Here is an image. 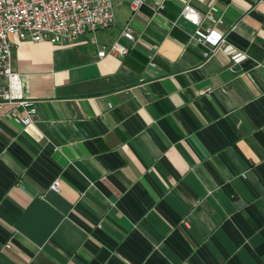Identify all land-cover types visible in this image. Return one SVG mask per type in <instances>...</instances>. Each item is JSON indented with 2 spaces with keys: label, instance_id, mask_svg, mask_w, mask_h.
<instances>
[{
  "label": "crops",
  "instance_id": "1",
  "mask_svg": "<svg viewBox=\"0 0 264 264\" xmlns=\"http://www.w3.org/2000/svg\"><path fill=\"white\" fill-rule=\"evenodd\" d=\"M211 2L116 0L96 43L9 37L36 115L0 105V264H264V0L216 1L209 49L179 14Z\"/></svg>",
  "mask_w": 264,
  "mask_h": 264
},
{
  "label": "built area",
  "instance_id": "2",
  "mask_svg": "<svg viewBox=\"0 0 264 264\" xmlns=\"http://www.w3.org/2000/svg\"><path fill=\"white\" fill-rule=\"evenodd\" d=\"M116 0H0V78L5 84H0V105L7 103L12 106L9 116L11 120L26 128L30 126L36 115L35 103L26 99L19 92L20 77L12 70L11 53L14 44L9 37H15L18 42L32 43L49 42L64 44L78 38L92 34L91 41L96 43V32L107 30L115 24ZM145 0H130L129 7L132 15L140 10ZM212 0L203 13L186 4L180 11V18L195 27L190 40L196 44H203L213 49L221 42V34L215 26L223 23V9ZM163 7L157 8L160 14ZM206 22L208 26L203 28ZM176 21L170 27L176 26ZM124 38L135 41L130 20L124 25L118 36L109 44L102 45L97 51L99 58L106 56H124L127 48L119 40ZM155 51V46H149ZM153 55H149L150 64L154 65ZM22 109L19 114L17 109ZM59 179L56 178L49 185V190L59 191ZM10 248V245H5Z\"/></svg>",
  "mask_w": 264,
  "mask_h": 264
},
{
  "label": "rangeland",
  "instance_id": "3",
  "mask_svg": "<svg viewBox=\"0 0 264 264\" xmlns=\"http://www.w3.org/2000/svg\"><path fill=\"white\" fill-rule=\"evenodd\" d=\"M114 12H115V23H116V21H117V19H118V11H117V10H114ZM114 25H115V24H114ZM114 25H113V26H114ZM99 32H100V31H97L96 34H95L97 38L99 37ZM89 35L92 36V34H89Z\"/></svg>",
  "mask_w": 264,
  "mask_h": 264
}]
</instances>
